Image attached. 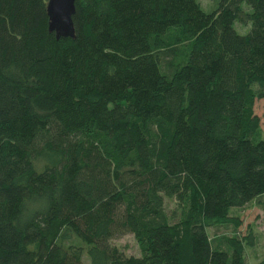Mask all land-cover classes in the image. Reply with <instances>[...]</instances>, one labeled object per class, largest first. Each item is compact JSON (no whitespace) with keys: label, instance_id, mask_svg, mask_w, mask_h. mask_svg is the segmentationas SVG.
I'll use <instances>...</instances> for the list:
<instances>
[{"label":"trees","instance_id":"obj_1","mask_svg":"<svg viewBox=\"0 0 264 264\" xmlns=\"http://www.w3.org/2000/svg\"><path fill=\"white\" fill-rule=\"evenodd\" d=\"M48 3L0 0V264H248L264 0Z\"/></svg>","mask_w":264,"mask_h":264},{"label":"rangeland","instance_id":"obj_2","mask_svg":"<svg viewBox=\"0 0 264 264\" xmlns=\"http://www.w3.org/2000/svg\"><path fill=\"white\" fill-rule=\"evenodd\" d=\"M203 9L210 13L217 9L221 0H199ZM251 26L247 28L238 25V30L246 35L250 31ZM255 112L261 120L262 129L264 132V100H258L255 106ZM264 200V199H263ZM264 204H251L243 210H237L235 212L236 216L241 218L242 227L240 228V233L243 236H254V247L250 248L247 253V262L248 264H256L264 260ZM219 235L223 234H233L232 229L222 228L219 230ZM216 234V232H215ZM210 235H214V229L210 230ZM116 246L122 249L127 256H139V247L135 238L132 235H127L119 240L114 242Z\"/></svg>","mask_w":264,"mask_h":264},{"label":"water","instance_id":"obj_3","mask_svg":"<svg viewBox=\"0 0 264 264\" xmlns=\"http://www.w3.org/2000/svg\"><path fill=\"white\" fill-rule=\"evenodd\" d=\"M75 4L76 0H49L47 10L50 17V31L55 32L58 37L74 36Z\"/></svg>","mask_w":264,"mask_h":264}]
</instances>
